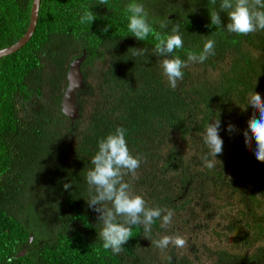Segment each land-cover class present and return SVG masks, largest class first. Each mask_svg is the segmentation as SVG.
<instances>
[{"label":"trees","instance_id":"trees-1","mask_svg":"<svg viewBox=\"0 0 264 264\" xmlns=\"http://www.w3.org/2000/svg\"><path fill=\"white\" fill-rule=\"evenodd\" d=\"M130 2L41 0L30 40L0 58V264L9 258L12 264H191L173 248L156 246L160 236L177 235L160 219L148 236L142 225L133 226L121 254L103 248L99 213L87 203L86 173L98 141L117 127L126 129L131 153L144 157L136 174L124 179L149 207L175 214L187 208L184 220L196 219L191 204L204 203V209L211 192L224 186L240 207L236 221L212 233L225 237L236 230L231 241L239 249L204 247L207 258L212 264H264V163L254 156L255 141L250 150L242 135L254 111L249 95L264 98V32L216 29L209 0H137L156 31L167 16L182 26L184 46L174 53L181 59L188 51L199 53L206 36L216 42V55L184 68L173 90L163 58L152 53L155 36L139 41L128 31L124 7ZM31 3L0 0V50L26 32ZM88 10L96 19L81 24ZM221 19L226 26V12ZM143 47L146 55H132L131 48ZM82 55L79 118L71 122L60 104L68 66ZM218 113L223 151L205 158L203 134ZM228 124L238 131L229 133ZM160 254L164 259L157 263Z\"/></svg>","mask_w":264,"mask_h":264},{"label":"clouds","instance_id":"clouds-1","mask_svg":"<svg viewBox=\"0 0 264 264\" xmlns=\"http://www.w3.org/2000/svg\"><path fill=\"white\" fill-rule=\"evenodd\" d=\"M212 10L209 13L211 26L220 31H227L239 35L264 32V0H209ZM108 0H99L100 5H107ZM194 9H189L193 11ZM228 23L223 25L221 13H225ZM124 13L128 20L127 28L132 36L139 41H144L149 34H153L157 43L152 49L153 55L161 57L160 63L170 88L175 90L178 81L184 77L183 69L191 63H204L211 56H215V40L204 37L202 50L188 51L186 59L174 55L177 49L184 46L182 26L168 19V16L158 22L162 31H156L153 21L149 20V13L145 5L137 0H132L124 7ZM187 15V13H186ZM96 16L88 10L80 17V23L91 24ZM170 27V32L165 33ZM111 27L105 25L103 32ZM133 56H144L147 48H131ZM247 106L254 111L247 121V129L243 131L244 142L247 148L252 150L255 141L254 156L258 162L264 163V98L258 92L249 95ZM259 118H257V114ZM1 115V113H0ZM221 121L218 116L212 119L206 126L203 134V145L206 148L205 158L216 157L222 154L223 140L219 135ZM229 133L237 132L235 125L228 124ZM144 157L140 154L133 155L128 148L126 129L117 127L114 132L98 141V151L91 159L92 167L86 173V182L89 185L88 206L99 213L98 221L103 225L100 236L103 240V248L110 249L113 255H119L132 237L133 226H143L145 236L151 234L152 226L157 219L161 220V227L172 222L175 215L171 208L159 206L149 207L142 195L132 191L131 185L125 181L128 174L135 175ZM70 184H65L68 189ZM110 205V207H109ZM118 217L122 220H118ZM158 248L165 249L170 244L184 247L186 240L179 234L175 236L165 235L154 242ZM170 259V258H169ZM8 264H12L9 258Z\"/></svg>","mask_w":264,"mask_h":264},{"label":"rangeland","instance_id":"rangeland-1","mask_svg":"<svg viewBox=\"0 0 264 264\" xmlns=\"http://www.w3.org/2000/svg\"><path fill=\"white\" fill-rule=\"evenodd\" d=\"M87 108L89 110L88 106ZM221 187V192L219 190L216 193L211 192V196L207 200L209 203L205 204L204 209H202L204 203L191 204L190 209L194 211L195 215H198L196 219L184 220L188 219L190 215L184 212L187 209L185 208V210L176 213L173 217H176V219L166 227L168 231H171L173 228L175 233L186 240L184 247L170 244L168 248H173L178 251L180 254L177 256L182 255L186 257L191 264H212L211 260L207 258L208 253L204 247L210 248L211 250L223 249L231 253L239 249V247H236L235 241H231L236 230L225 234V237L216 236L212 233L213 230L220 232L221 229H225L229 225V221H236L234 218L236 217L237 209L240 207L238 203H232L234 201L233 199H229L230 191H227L224 186ZM225 191L227 192L226 195L224 194ZM229 204H233L234 207L229 206ZM182 220L185 221V225L180 226ZM162 237L160 236V239ZM163 259L164 254L157 255L156 262L158 263Z\"/></svg>","mask_w":264,"mask_h":264},{"label":"water","instance_id":"water-1","mask_svg":"<svg viewBox=\"0 0 264 264\" xmlns=\"http://www.w3.org/2000/svg\"><path fill=\"white\" fill-rule=\"evenodd\" d=\"M41 0H32L30 7V18L26 32L23 36L13 45L0 50V58L15 53L21 49L31 38L35 30L39 6ZM84 60V55L74 59L68 66L66 74V87L63 92L61 100V112L71 122L79 118V107L77 105V94L84 87V77L81 71V64ZM1 119V115H0ZM31 240V239H30Z\"/></svg>","mask_w":264,"mask_h":264}]
</instances>
